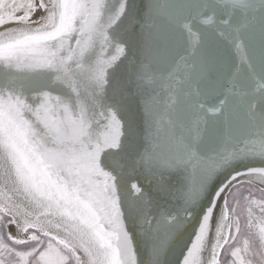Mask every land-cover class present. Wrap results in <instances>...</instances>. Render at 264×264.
I'll list each match as a JSON object with an SVG mask.
<instances>
[{
  "label": "snow or ice",
  "instance_id": "6c2138e0",
  "mask_svg": "<svg viewBox=\"0 0 264 264\" xmlns=\"http://www.w3.org/2000/svg\"><path fill=\"white\" fill-rule=\"evenodd\" d=\"M0 264H264V0H0Z\"/></svg>",
  "mask_w": 264,
  "mask_h": 264
},
{
  "label": "rangeland",
  "instance_id": "374dc122",
  "mask_svg": "<svg viewBox=\"0 0 264 264\" xmlns=\"http://www.w3.org/2000/svg\"><path fill=\"white\" fill-rule=\"evenodd\" d=\"M258 214V213H257ZM243 218H246V212H244L242 214ZM243 218H242V223H243ZM255 231V230H254ZM246 238H249L248 235H247V229H243L242 230V233H241V236H240V246L242 247L243 246V240L246 239ZM250 239V238H249ZM250 242H251V239H250ZM221 259H225V257H221Z\"/></svg>",
  "mask_w": 264,
  "mask_h": 264
},
{
  "label": "water",
  "instance_id": "95a60500",
  "mask_svg": "<svg viewBox=\"0 0 264 264\" xmlns=\"http://www.w3.org/2000/svg\"><path fill=\"white\" fill-rule=\"evenodd\" d=\"M137 2H140V0H137Z\"/></svg>",
  "mask_w": 264,
  "mask_h": 264
}]
</instances>
